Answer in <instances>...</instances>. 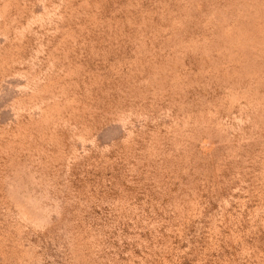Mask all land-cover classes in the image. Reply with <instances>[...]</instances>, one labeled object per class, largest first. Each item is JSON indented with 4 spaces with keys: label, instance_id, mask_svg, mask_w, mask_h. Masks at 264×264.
<instances>
[{
    "label": "rangeland",
    "instance_id": "obj_1",
    "mask_svg": "<svg viewBox=\"0 0 264 264\" xmlns=\"http://www.w3.org/2000/svg\"><path fill=\"white\" fill-rule=\"evenodd\" d=\"M0 264H264V0H0Z\"/></svg>",
    "mask_w": 264,
    "mask_h": 264
}]
</instances>
